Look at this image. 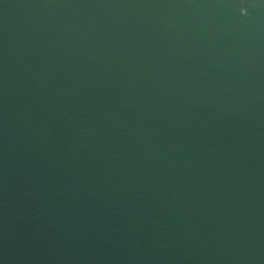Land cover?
Here are the masks:
<instances>
[{
  "label": "water",
  "instance_id": "95a60500",
  "mask_svg": "<svg viewBox=\"0 0 264 264\" xmlns=\"http://www.w3.org/2000/svg\"><path fill=\"white\" fill-rule=\"evenodd\" d=\"M0 264H264V0H0Z\"/></svg>",
  "mask_w": 264,
  "mask_h": 264
}]
</instances>
